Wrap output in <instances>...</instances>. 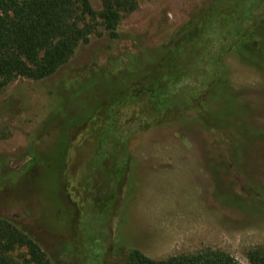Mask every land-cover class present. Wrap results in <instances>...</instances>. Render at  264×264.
<instances>
[{
  "label": "rangeland",
  "instance_id": "374dc122",
  "mask_svg": "<svg viewBox=\"0 0 264 264\" xmlns=\"http://www.w3.org/2000/svg\"><path fill=\"white\" fill-rule=\"evenodd\" d=\"M76 1L102 8V0ZM216 2L137 0L116 37L90 16L88 40L55 72L0 86V217L11 227L1 236L5 254L33 264L24 236L52 264H126L134 249L160 259L208 248L250 264L248 253L264 248V20L259 51L223 57L225 80L214 96L133 133L122 179L119 154L105 153L113 174L95 156L105 105L146 78L128 84L124 73L163 54L158 76L180 78L172 59L195 32L231 24ZM254 12L264 14V0ZM145 103H125L116 120L126 122Z\"/></svg>",
  "mask_w": 264,
  "mask_h": 264
},
{
  "label": "trees",
  "instance_id": "16d2710c",
  "mask_svg": "<svg viewBox=\"0 0 264 264\" xmlns=\"http://www.w3.org/2000/svg\"><path fill=\"white\" fill-rule=\"evenodd\" d=\"M222 4L220 15L232 18L229 26L205 32L204 27L195 32L183 48L182 54L172 59L173 72H181L180 78L168 82L158 76L165 56L161 54L153 64L144 69L128 71L127 83L145 78L139 89L127 91L104 107L108 118L97 135V161L113 174L115 168L108 165L107 151L119 154L120 179L130 168L127 142L134 132L176 119L180 109L196 100L205 101L216 94L224 84L223 57L229 52L259 51L255 36L264 14L256 17V0H216ZM216 2V3H217ZM137 0H102L100 11H94L87 2L76 0H0V86L18 77L44 78L73 55L80 42H86L90 32L88 18L98 16L111 37L118 35L122 15L136 7ZM207 13V11H206ZM205 13V15H206ZM215 19L216 13L209 14ZM208 16V17H209ZM126 83V84H127ZM120 87V81L111 85V92ZM110 93V92H109ZM145 97V106L119 124L116 113L120 106L131 100ZM71 125L75 121L70 122ZM215 125L221 126L217 121ZM214 125V126H215ZM65 137L59 152L57 170L61 177ZM41 157V165H42ZM115 176L112 177V180ZM116 180V179H115ZM8 222L0 217V264H21L3 251L1 236L8 229ZM33 264H52L37 241L25 237ZM250 264H264V248L248 253ZM126 264H241L232 255L221 250L204 249L194 253H180L166 258L154 259L140 250L131 252Z\"/></svg>",
  "mask_w": 264,
  "mask_h": 264
}]
</instances>
